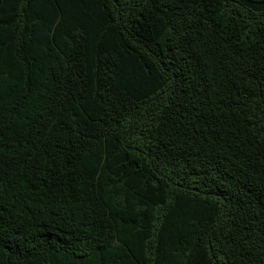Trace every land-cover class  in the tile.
<instances>
[{"label": "trees", "instance_id": "1", "mask_svg": "<svg viewBox=\"0 0 264 264\" xmlns=\"http://www.w3.org/2000/svg\"><path fill=\"white\" fill-rule=\"evenodd\" d=\"M0 264H264V0H0Z\"/></svg>", "mask_w": 264, "mask_h": 264}]
</instances>
